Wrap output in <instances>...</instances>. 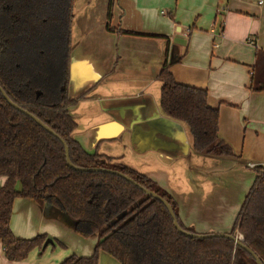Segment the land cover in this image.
Returning a JSON list of instances; mask_svg holds the SVG:
<instances>
[{
    "label": "crops",
    "instance_id": "crops-1",
    "mask_svg": "<svg viewBox=\"0 0 264 264\" xmlns=\"http://www.w3.org/2000/svg\"><path fill=\"white\" fill-rule=\"evenodd\" d=\"M71 35L72 138L166 191L186 228L229 233L257 178L247 165L264 163V0H74ZM166 64L177 83L207 91L234 157L196 153L188 125L165 114ZM75 228L52 205L14 203L15 238L58 229L79 245L73 255L92 256L98 235L80 240ZM38 252L9 261L0 241V264H45ZM99 264L119 262L100 252Z\"/></svg>",
    "mask_w": 264,
    "mask_h": 264
},
{
    "label": "trees",
    "instance_id": "trees-1",
    "mask_svg": "<svg viewBox=\"0 0 264 264\" xmlns=\"http://www.w3.org/2000/svg\"><path fill=\"white\" fill-rule=\"evenodd\" d=\"M73 5L74 0H0V87L14 104L65 141L74 166L125 174L163 197L179 226L197 234L181 223L173 198L152 180L87 153L72 138L76 123L69 109L77 102L69 97ZM160 81L162 109L188 125L195 152L234 157L230 146L219 139V111L208 105L207 91L177 83L167 64ZM1 178L0 241L9 261H23L32 251H41L47 239L46 235L17 239L11 231L15 201L28 199L68 215L80 237L98 235L92 256L71 255L60 264H99L100 252L119 264H256L226 238L184 236L160 201L124 179L69 167L64 145L11 107L0 92ZM228 234H240L264 264V178H256Z\"/></svg>",
    "mask_w": 264,
    "mask_h": 264
},
{
    "label": "water",
    "instance_id": "water-1",
    "mask_svg": "<svg viewBox=\"0 0 264 264\" xmlns=\"http://www.w3.org/2000/svg\"><path fill=\"white\" fill-rule=\"evenodd\" d=\"M0 92L2 93L4 99L8 102V104L13 107L14 109L22 112L23 114H25L26 116H28L29 118H31L35 123H37L41 128H43L46 132H48L49 134H51L52 136H54L55 138H57L65 147V156H66V162L67 165L69 167H71L72 169L79 171V172H85V173H106V174H111L117 177H120L122 179H124L125 181L139 187L147 196L154 198L158 201H160L168 210L170 216L173 219L174 222V227L176 228V230L178 232H180L181 234H183L186 237H190V238H196V239H208V238H226L230 241H232L235 246L242 248L243 250H245L248 254H250L256 264H262L261 260L258 258V256L253 252L252 249H250L249 247L245 246L243 244V241L238 238L237 234L236 235H230L228 233H218V234H191L189 232H186L185 230H183L178 222H177V218L175 216L174 210L172 208V206L160 195H158L157 193L147 190L143 187H141L139 184H137L134 180H132L131 178H129L128 176H126L125 174L118 172V171H114V170H110V169H105V168H78L76 166H74L71 161H70V153H69V148L66 145L65 141L63 139H61L52 129H50L47 125H45L42 121H40L38 118H36L35 116H33L31 113L21 109L19 106H17L16 104H14L9 98L8 96L5 94V92L3 91V89L0 87ZM107 212H109V208L107 206ZM49 244H53L52 240H47L44 245H43V249H45Z\"/></svg>",
    "mask_w": 264,
    "mask_h": 264
},
{
    "label": "rangeland",
    "instance_id": "rangeland-1",
    "mask_svg": "<svg viewBox=\"0 0 264 264\" xmlns=\"http://www.w3.org/2000/svg\"><path fill=\"white\" fill-rule=\"evenodd\" d=\"M50 231H53V230H48L47 232L49 233ZM56 231L58 232V234L56 235L57 238L53 239V238H50L49 236L46 239V241L52 240L53 244H49L45 249L42 248V250L38 252L39 260H42L43 263L45 264H51L52 261L61 257V253H66L65 254L66 256L62 260L64 261L66 258L73 255L74 251L79 247V245L76 243L75 240L70 239L66 242L60 230L57 229ZM77 238H79L80 240H84L80 236Z\"/></svg>",
    "mask_w": 264,
    "mask_h": 264
},
{
    "label": "built area",
    "instance_id": "built-area-1",
    "mask_svg": "<svg viewBox=\"0 0 264 264\" xmlns=\"http://www.w3.org/2000/svg\"><path fill=\"white\" fill-rule=\"evenodd\" d=\"M250 44L253 45L254 42H250ZM247 167L249 170L254 171L257 174V177L260 176L261 179L264 178V163L261 164L249 163ZM237 236L243 241V237L240 234Z\"/></svg>",
    "mask_w": 264,
    "mask_h": 264
}]
</instances>
